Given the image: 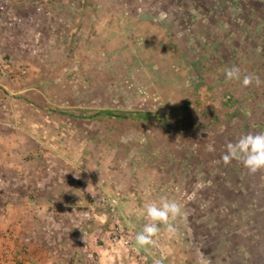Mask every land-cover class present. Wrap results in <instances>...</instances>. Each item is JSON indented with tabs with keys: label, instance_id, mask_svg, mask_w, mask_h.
Returning a JSON list of instances; mask_svg holds the SVG:
<instances>
[{
	"label": "rangeland",
	"instance_id": "374dc122",
	"mask_svg": "<svg viewBox=\"0 0 264 264\" xmlns=\"http://www.w3.org/2000/svg\"><path fill=\"white\" fill-rule=\"evenodd\" d=\"M248 7L263 12L264 0H0V64L9 61L25 68L29 80L31 74H40L39 91L48 102L33 95L36 106H70L66 113L78 117L86 140L82 136L76 163L95 174L100 190L95 195L112 202L117 218L125 181L133 201L129 213L145 218L144 206L155 191L139 194L135 176L152 174L158 154L164 156L162 163L178 166L185 152H193L194 174L202 166L208 169L209 182H220L219 192H197L208 198L202 210H207L209 232H219L218 238L201 234L200 206L194 203L185 209L190 217L186 225L174 221L183 239L164 240L166 249L177 245L172 264L183 263L186 256L198 264L206 242L220 247V264H264V170L251 174L238 161L225 165L222 160L228 142L255 128L241 113L235 114L233 99L220 107L213 95L215 85L203 76L214 65L204 61L209 49L213 46L220 53L217 39L223 13L232 16L240 9L245 15ZM161 12L167 19H159ZM244 29L241 26V35ZM25 79L1 80L0 91L12 92ZM201 98H210V103L201 106ZM52 163L61 166L59 161ZM32 165L43 166L40 159ZM164 195L167 192L162 191L160 196ZM106 219L104 224H91L93 236L82 242L100 264L105 262L104 253L115 251L107 243L115 221L109 212ZM68 226L73 239L68 240L67 233L59 238L53 264H87L73 247L81 226ZM33 240L41 246L44 241L38 235ZM29 253L42 256L37 248ZM170 258L167 255L165 261Z\"/></svg>",
	"mask_w": 264,
	"mask_h": 264
},
{
	"label": "crops",
	"instance_id": "0c3cea01",
	"mask_svg": "<svg viewBox=\"0 0 264 264\" xmlns=\"http://www.w3.org/2000/svg\"><path fill=\"white\" fill-rule=\"evenodd\" d=\"M111 24L112 22L106 25L109 28ZM204 78L206 83L210 82L206 75ZM41 79L40 74L36 72L34 75L31 74L30 80L26 78L22 86L19 85V88L15 86L16 90L8 92L3 88L5 91H0L4 96L0 97V236L4 233H13L17 240L16 249L26 263L53 264L52 256L61 247L57 244L59 238L67 233V239H73V231L68 228V223H73V227L81 226L82 230L78 242L76 241L73 247L88 259L91 254L87 252L86 247L83 248L82 242L93 236L90 233L95 227L91 224L106 223L108 212L106 208L96 205L99 198L95 194L100 190L96 176L94 178L95 174H91L89 168L76 163V158L81 156L80 142L84 136L78 125V117L66 113L71 109L70 106L63 104L59 108L53 106L40 108L32 100L33 95L38 94L42 96V101L48 102L44 93L39 91L38 84ZM212 84L208 85L209 88ZM210 100V98L206 101L204 98L199 99L201 106L209 104ZM199 103L197 102V105ZM180 110L181 108L177 109ZM142 123L145 124V121L143 120ZM158 155L156 157L158 165L154 167L152 174L144 172L135 176L136 186L140 189L139 194L151 189L155 191L150 202L158 201L162 191L167 192L164 196L169 199L176 197L175 200L184 208V218L180 217L181 219L178 220L180 224L185 225L187 218L188 221L190 220L185 209L198 203L201 234L206 239H209L210 235L218 238L219 232H209L207 210L206 212L202 210L208 203V198L206 196L203 198V193L197 196V192L205 193L209 190L219 192L220 182H209L208 169L202 166L196 169L194 174L193 159H196V154L194 155L193 152H185L178 166L162 163L164 156ZM39 159L43 166L40 168L33 166V162ZM53 161H59L61 166H53ZM166 171L169 173L168 178L165 176ZM127 177L128 175L125 174L124 180ZM108 180H111V177ZM197 185L202 187L198 188ZM122 186L121 195L123 192L126 195L124 194V200L120 203L119 221L133 228L130 231L133 251L151 264L157 260L161 264H172L173 250L177 245L171 241L182 240L183 234L177 231L174 236L169 235L163 227L157 237L156 247L138 245L135 236L142 230L146 220L142 215L135 216L129 213L127 208L133 204V201H130L127 181ZM145 194H142L143 199ZM34 227L37 230L31 229ZM37 235L46 245L41 246L33 240ZM250 237L252 238V234ZM166 239H171L170 242L173 243L168 249L164 246ZM207 243L205 246L202 243L198 264H220V247ZM33 248L41 250L42 256L34 259L29 253ZM95 250L98 251L99 248L96 247ZM125 253L124 249L115 250L110 255L104 253V264H125ZM167 255L171 257L168 262L165 261ZM175 264L194 263L192 257L186 256L183 263L177 260Z\"/></svg>",
	"mask_w": 264,
	"mask_h": 264
},
{
	"label": "flooded vegetation",
	"instance_id": "af4514ba",
	"mask_svg": "<svg viewBox=\"0 0 264 264\" xmlns=\"http://www.w3.org/2000/svg\"><path fill=\"white\" fill-rule=\"evenodd\" d=\"M229 21H233V27H230ZM241 26L246 28L242 35L239 32ZM220 27V37L217 39L220 53H216L210 45L212 47L204 58L205 62L214 64L206 75L215 85L214 98H219L220 107L227 104L228 99H233L235 114L241 113L244 121L255 128L254 133L264 132V10L260 12L248 7L245 15H241L240 9L234 11L232 16L223 13ZM233 65L240 68L242 76L259 77L260 83L257 85L254 80L247 88L241 82L230 83L225 78L224 70ZM205 66L209 67L208 64ZM223 88H231V91L225 92Z\"/></svg>",
	"mask_w": 264,
	"mask_h": 264
},
{
	"label": "clouds",
	"instance_id": "9594fccd",
	"mask_svg": "<svg viewBox=\"0 0 264 264\" xmlns=\"http://www.w3.org/2000/svg\"><path fill=\"white\" fill-rule=\"evenodd\" d=\"M159 19H167V14L161 12ZM224 74L226 80L241 82L245 88L251 86L254 80L257 85L260 83L259 77L242 76L240 68L236 65L226 68ZM222 160L225 165L230 164L233 160L238 161L251 174L264 170V132H249L240 136L235 142H228ZM197 187H202V185H197ZM183 214L182 204L175 199L162 196L158 201L146 203L143 215L148 223L144 224L142 230L136 233V243L142 247H156L161 225L169 235L174 236L178 231L174 221ZM154 264H161V262L157 260Z\"/></svg>",
	"mask_w": 264,
	"mask_h": 264
},
{
	"label": "built area",
	"instance_id": "2783aa9c",
	"mask_svg": "<svg viewBox=\"0 0 264 264\" xmlns=\"http://www.w3.org/2000/svg\"><path fill=\"white\" fill-rule=\"evenodd\" d=\"M27 76V71L23 67H16L11 62L5 61L0 64V81L23 80ZM97 207H104L110 213L115 224L111 226L107 239L108 246L113 250L124 249L125 264H146L132 249L131 232L119 225V218L114 215V206L108 198L102 196L96 202ZM14 236L4 233L0 236V264H28L19 255L15 247ZM87 264H100L98 260L90 256Z\"/></svg>",
	"mask_w": 264,
	"mask_h": 264
},
{
	"label": "water",
	"instance_id": "95a60500",
	"mask_svg": "<svg viewBox=\"0 0 264 264\" xmlns=\"http://www.w3.org/2000/svg\"><path fill=\"white\" fill-rule=\"evenodd\" d=\"M230 83H233V81H230ZM223 90L225 91V92H230L231 91V88L230 89H226V88H223Z\"/></svg>",
	"mask_w": 264,
	"mask_h": 264
},
{
	"label": "trees",
	"instance_id": "16d2710c",
	"mask_svg": "<svg viewBox=\"0 0 264 264\" xmlns=\"http://www.w3.org/2000/svg\"><path fill=\"white\" fill-rule=\"evenodd\" d=\"M138 117H140V116H138Z\"/></svg>",
	"mask_w": 264,
	"mask_h": 264
}]
</instances>
